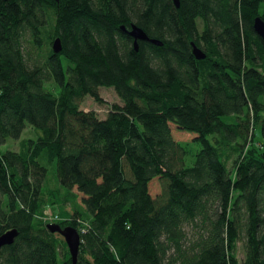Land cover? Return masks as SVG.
<instances>
[{"label":"trees","instance_id":"trees-1","mask_svg":"<svg viewBox=\"0 0 264 264\" xmlns=\"http://www.w3.org/2000/svg\"><path fill=\"white\" fill-rule=\"evenodd\" d=\"M257 16L264 0H0V235L20 232L0 264H74L50 222L80 232L76 264H264ZM133 23L163 45L136 50ZM101 86L123 101L105 118L80 107Z\"/></svg>","mask_w":264,"mask_h":264},{"label":"water","instance_id":"water-1","mask_svg":"<svg viewBox=\"0 0 264 264\" xmlns=\"http://www.w3.org/2000/svg\"><path fill=\"white\" fill-rule=\"evenodd\" d=\"M174 3L177 7L180 6V0H174ZM122 28L134 39V46L136 50L139 49L140 40L155 43L157 45H163L162 40L149 37L147 32L135 23L131 25L130 29H127L125 26H122ZM254 29L264 39V20L260 16H257L254 20ZM192 46L193 54L196 58L201 59L206 57V53L202 50V48L197 46L195 42H192ZM62 49V39L60 36H57L52 42V50L54 53H60ZM48 228L51 232H58L63 236L71 253L73 263L76 264L81 244V235L78 229L73 226L62 227L58 223H49ZM19 233L20 232L17 228H11L1 234L0 250L6 245L13 244Z\"/></svg>","mask_w":264,"mask_h":264},{"label":"rangeland","instance_id":"rangeland-1","mask_svg":"<svg viewBox=\"0 0 264 264\" xmlns=\"http://www.w3.org/2000/svg\"><path fill=\"white\" fill-rule=\"evenodd\" d=\"M202 28V26L200 25V29ZM99 92L101 97L104 99V103H99L97 102L92 96L90 95H86L84 96L81 100H80V107L81 109H84L86 111L89 110H94L97 112L98 116L100 118H105L110 110V106L111 104L114 103H119V104H123L122 99L120 98V96L118 95V93L116 92V90L113 87H106V86H101L99 88ZM183 133H187L185 131H183ZM40 134L39 130H36L34 128H32L31 126H28L22 133V138H37L38 135ZM192 139L191 135H186V136H180L177 138V140L179 141H190ZM260 139V138H258ZM21 139L18 140H9L6 144L2 145L1 149L3 151L7 150V149H19V143H20ZM258 145H260V143L258 142ZM189 146H194V152L196 153L197 151H195L196 149L200 150V145L196 142H191ZM196 158V156H187V160L191 163L192 161H194ZM191 165V164H190ZM49 186H55L57 185V182L54 179V167H52V165H49ZM63 208H65L68 211H72L73 212V205L70 202H66V205L62 206ZM62 207H51L52 211L54 213H58V212H62L65 213L66 210H64ZM60 237H62L59 234ZM63 238V237H62ZM237 257L239 259L240 262H243L246 258V248H245V241L243 240H239L237 243Z\"/></svg>","mask_w":264,"mask_h":264},{"label":"built area","instance_id":"built-area-1","mask_svg":"<svg viewBox=\"0 0 264 264\" xmlns=\"http://www.w3.org/2000/svg\"><path fill=\"white\" fill-rule=\"evenodd\" d=\"M44 218L49 221H55L59 219V215L54 213L51 207H47L44 212Z\"/></svg>","mask_w":264,"mask_h":264}]
</instances>
